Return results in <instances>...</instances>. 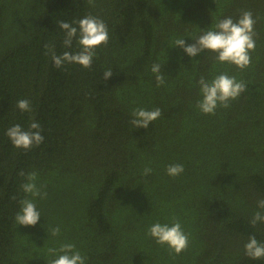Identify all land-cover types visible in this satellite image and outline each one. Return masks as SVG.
Listing matches in <instances>:
<instances>
[{
	"label": "trees",
	"instance_id": "1",
	"mask_svg": "<svg viewBox=\"0 0 264 264\" xmlns=\"http://www.w3.org/2000/svg\"><path fill=\"white\" fill-rule=\"evenodd\" d=\"M244 11L256 20L246 69L176 47V39L193 44ZM88 15L107 25L108 44L90 69L56 68L49 48L56 55L79 50L76 38L64 46L58 22ZM156 63L164 75L159 87ZM219 74L247 90L228 108L204 114L196 106L199 80ZM21 99L31 111L16 107ZM138 108L162 114L147 129L134 128ZM32 122L43 143L14 147L7 129L29 130ZM173 164L184 167L176 177L166 172ZM30 173L46 196L23 192ZM25 198L41 214L35 226L15 222ZM261 199L264 0H0V264H50L63 244H73L85 264H264L244 254L250 236L264 243V222L250 224L255 212L264 214ZM176 221L189 237L180 254L149 235L155 223Z\"/></svg>",
	"mask_w": 264,
	"mask_h": 264
},
{
	"label": "clouds",
	"instance_id": "2",
	"mask_svg": "<svg viewBox=\"0 0 264 264\" xmlns=\"http://www.w3.org/2000/svg\"><path fill=\"white\" fill-rule=\"evenodd\" d=\"M93 0H89L91 4ZM256 20L253 18L251 11L241 13L238 20L234 21L231 17L220 20L215 29H209L202 35L194 38L195 43L186 44L184 39H176L175 45L183 48L184 52L195 57L198 53L205 50L216 54L219 62H227L235 65L238 69L243 70L250 66V53L255 50V32L254 25ZM73 24H78V28ZM59 28L65 31L63 44L66 48H71L73 38L79 45V50L75 53L65 51L62 55H56L49 48L54 66L60 68L67 63L79 64L84 68L92 67L93 58L97 56V49L109 42V33L107 25L99 18L88 15L78 21L68 23L65 21L58 22ZM47 47V45H46ZM152 73L155 74L157 86L164 84V75L161 72V65L156 63L152 65ZM113 75L111 69L104 71L105 81ZM200 92L202 99L198 101L197 107L204 114H215L218 107L228 108L229 101L237 99L247 90L243 81H237L234 76L219 74L211 81L203 77L199 80ZM16 107L22 111H31L30 101L26 99L18 100ZM161 109L146 110L143 108L134 109L132 112V124L134 128L147 129L149 124L160 118ZM6 135L10 138L11 143L16 148L25 150L30 149L33 145L39 146L44 141L41 126L38 122H32L29 130H24L19 124L8 128ZM152 169L145 168L144 174H150ZM184 171L181 164L169 165L166 172L169 176L176 177ZM20 175H24L23 172ZM36 178L35 173L27 176L28 182L21 187L23 192L31 194L33 197L46 196L47 193H41L33 182ZM258 208L264 209V199L258 201ZM41 214L37 210L36 204L30 199L20 201V209L15 216L17 225L35 226L40 220ZM258 222H264V214L260 211L254 213L250 224L255 227ZM53 236L60 233L59 227L51 230ZM149 235L155 239L159 245H167L171 252L180 254L186 250L189 244V237L183 231L179 221L173 224L155 223L149 228ZM59 252L63 253L58 258L52 259L50 264H85V257L79 251L75 250L73 244L61 245ZM49 252L55 254L57 249H49ZM244 254L250 259H264V243L259 242L255 236H250L244 245Z\"/></svg>",
	"mask_w": 264,
	"mask_h": 264
}]
</instances>
